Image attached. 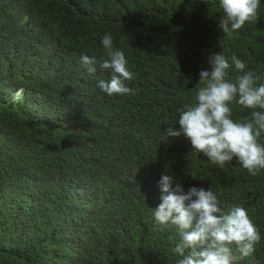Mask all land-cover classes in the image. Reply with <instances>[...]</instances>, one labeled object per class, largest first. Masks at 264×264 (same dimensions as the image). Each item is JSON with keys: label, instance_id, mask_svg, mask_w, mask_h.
<instances>
[{"label": "trees", "instance_id": "1", "mask_svg": "<svg viewBox=\"0 0 264 264\" xmlns=\"http://www.w3.org/2000/svg\"><path fill=\"white\" fill-rule=\"evenodd\" d=\"M222 15L219 0H0V264H177L179 231L153 216L165 174L244 207L261 241L237 264H264V170L221 169L166 133L210 55L235 54L264 83V0L258 22L230 34ZM105 34L135 94L107 95L97 84L110 72L82 63L107 58Z\"/></svg>", "mask_w": 264, "mask_h": 264}, {"label": "clouds", "instance_id": "2", "mask_svg": "<svg viewBox=\"0 0 264 264\" xmlns=\"http://www.w3.org/2000/svg\"><path fill=\"white\" fill-rule=\"evenodd\" d=\"M223 15L219 27L230 34L245 24L259 20L260 0H219ZM107 58L82 55L87 71L110 72L97 86L107 95L135 94L126 84L134 78L124 52L113 47L110 34L102 38ZM210 70H201L195 102L178 109L179 128L168 127V137L188 138L192 148L213 165L224 169L235 159L252 176L264 170V83L235 54L221 52L209 56ZM231 61V63L229 62ZM234 65L242 75L229 79ZM233 104L251 109L250 118L233 119ZM161 203L153 216L159 225H174L180 239L172 249L180 259L177 264H237L250 256L261 241V234L242 206L226 209L211 188L192 186L187 191L173 177L162 175L159 181ZM174 239V238H172Z\"/></svg>", "mask_w": 264, "mask_h": 264}]
</instances>
